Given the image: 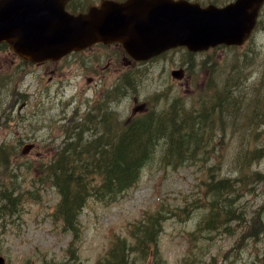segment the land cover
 Segmentation results:
<instances>
[{"label": "rangeland", "instance_id": "obj_1", "mask_svg": "<svg viewBox=\"0 0 264 264\" xmlns=\"http://www.w3.org/2000/svg\"><path fill=\"white\" fill-rule=\"evenodd\" d=\"M191 1L223 5L231 0ZM77 68L67 64L54 74L56 66L26 65L0 44V193L12 192L17 179L20 187L15 213H0V256L6 264H99L119 238L131 246L127 264H264V7L253 36L242 46L202 52L178 47L126 70L118 81L124 92L120 88L112 98L117 101L107 105L116 110L119 124L147 120L156 109L163 113V125L183 129L174 139L187 133L198 149L204 129L207 140L202 154L182 165L172 163L179 159L162 142L139 180L117 199L91 196L82 202L71 222L74 235L61 217L66 211L55 172L45 171L52 160L71 156L73 148L83 151L97 133L108 143L115 131L111 124L106 133L97 127L83 132L88 123L81 117L88 108L81 93L87 94L82 88L88 80L76 74ZM87 95L101 98L99 92ZM28 144L34 146L23 153ZM89 171L79 169L94 191L102 174ZM230 176L233 188L220 196L237 202L230 206L227 226L212 232L202 221L212 198L208 184ZM158 214L156 235L143 255L138 243L151 240L145 228ZM201 222L207 230L198 229Z\"/></svg>", "mask_w": 264, "mask_h": 264}, {"label": "water", "instance_id": "obj_2", "mask_svg": "<svg viewBox=\"0 0 264 264\" xmlns=\"http://www.w3.org/2000/svg\"><path fill=\"white\" fill-rule=\"evenodd\" d=\"M68 1L0 0V42H9L32 61L59 59L100 41L122 42L134 58L143 60L178 46L198 52L242 45L264 4L235 0L203 7L189 0H106L73 14L66 10Z\"/></svg>", "mask_w": 264, "mask_h": 264}, {"label": "trees", "instance_id": "obj_3", "mask_svg": "<svg viewBox=\"0 0 264 264\" xmlns=\"http://www.w3.org/2000/svg\"><path fill=\"white\" fill-rule=\"evenodd\" d=\"M227 114L228 112L223 111V116H225L226 120L229 119ZM144 122H147V120H144L143 123ZM153 123L154 121H152L150 125ZM150 125L148 131H141L143 129H138L139 133L137 134V141H139L140 143L148 141L146 137L150 132H153V129L150 130ZM92 148H94V146H82L83 151ZM121 148L122 147H115L116 158L113 161H111L110 159L108 160L104 156H102L103 159H100L94 155H86L84 161H73V164L69 165L67 174L63 177H61V175L57 173L58 171L55 170V164L57 162L65 163L63 156L61 159L56 158L55 160H52V162L48 165L45 173L53 176L55 172L54 183L56 187L59 188L60 192H62V201L60 204H62L61 209L65 210L66 212L64 214L62 211L61 217H64L66 227L71 230L74 235H76L74 230L75 227L71 222L73 219L76 220L78 208L81 206L82 202H84L91 196L98 197L102 200L117 199L120 195L123 194L124 191L127 190V187H130L139 180L141 168L151 160L149 158H147L146 160L140 159V161L134 160L131 152H127L125 151V148ZM67 150L68 149L66 148L65 152H67ZM183 159L184 158H180L176 162L172 161V163L182 165L184 163ZM124 162L126 164H129L126 165ZM81 167L86 170H90V174H102L98 189L96 187V190L94 191L89 190V184L87 182L88 180L84 182L85 176H83V173H79V169ZM243 170L240 171L241 175L245 173V170L244 172ZM64 182H67L66 186L63 184ZM214 184H208V187H210L212 193L211 204L209 205V209L206 214L202 217V221L206 220L207 222L206 228H211L212 232L223 229V227H221L223 223H226L227 226L228 222L225 221L226 216L227 218L230 217L229 215L232 212L231 210H227V206L225 205L227 196H220V192L222 191H225V193H229L231 191V189L233 188L232 182L228 178H223L218 182L214 181ZM11 190L12 192L4 191L0 193V213H9L12 215L17 209V205L19 203L17 192L20 190L18 179L17 184H12ZM58 211H60L59 208ZM215 214L218 215L219 219L215 218ZM159 216L161 215L158 214V216L155 217V220H151V222H149L150 226L148 227V231L145 228L147 238H151V240L143 243H138L141 246L143 255H147L145 253V249L143 250L144 246L146 247L150 242H152V238H154L156 235V220L158 223ZM202 226L203 222H201V227L200 224L198 226V229L201 231H203L204 229V226ZM119 240V242L116 245L112 246L111 250L109 251V254L107 255L108 259L104 260L103 258L99 261V264H127L128 262H130L129 256L131 246H128L126 239L119 238ZM119 243L120 246H118ZM124 251H128V254H125ZM133 253L134 251H132L131 254ZM137 255L141 254L138 253Z\"/></svg>", "mask_w": 264, "mask_h": 264}, {"label": "flooded vegetation", "instance_id": "obj_4", "mask_svg": "<svg viewBox=\"0 0 264 264\" xmlns=\"http://www.w3.org/2000/svg\"><path fill=\"white\" fill-rule=\"evenodd\" d=\"M77 1L78 0H69L66 5V8L71 12L78 13L82 11H87L93 5H101L105 0H88L89 3L87 2V0H84L87 3L83 5L78 4ZM115 1L121 2L124 0ZM2 44L8 45L10 47L7 42H4ZM164 54L165 53L147 60H139L129 54V52H127V50L125 49L124 45L120 42H98L81 50L72 51L64 55L62 58L56 60L48 59L42 62H33L22 58L17 54L16 55L18 60L20 62L25 63L26 65H54L56 66L54 74H58L59 72H61L59 68L64 69L66 68L67 64H69L78 67V71L76 73L78 76H87L86 78L88 80V84L86 86H83L82 91L87 94H89L90 92H93L94 94L99 92L101 98L99 100H95L89 95L81 93L85 96V98H87L86 104L88 110L85 114H82L81 117L82 120L88 123V125H85L83 128V132H86L87 130H89V128H95V125L103 120L101 116L105 113H107L108 115H112L113 118H116V121L113 124L114 129L116 130L118 122L117 112L116 110L112 111L107 108V105L112 104L116 100H112L113 96L118 93L120 88H123H119L120 85L118 81L124 76H127L129 72H125L130 66H142L157 61ZM119 73L125 74L120 75V77L118 78L117 76ZM100 85L101 92L99 88ZM103 88H106V90L102 91ZM114 98H116V96ZM25 103L27 104V102ZM25 103H22L21 107H24ZM144 109L146 110V107ZM85 142V145H97L98 143H103L104 141H102L101 135L97 133L94 138L91 137L89 141Z\"/></svg>", "mask_w": 264, "mask_h": 264}, {"label": "bare ground", "instance_id": "obj_5", "mask_svg": "<svg viewBox=\"0 0 264 264\" xmlns=\"http://www.w3.org/2000/svg\"><path fill=\"white\" fill-rule=\"evenodd\" d=\"M230 109H225L226 112H229ZM99 117V116H98ZM147 122H136L134 124H119V121L117 124V128H119V131L117 129L113 131L111 135V140L105 144L98 143V145H92L94 148L84 151H79L76 148H73L71 156H64L65 163L61 166L60 162H57L55 164V170L58 171L57 173L61 175V177L65 176L68 172L69 165L73 164V161H84V158L86 155H94L98 158H102V156L106 157L108 160L110 159L113 161L116 157L115 154V147L117 146L122 147L121 149L125 148V151L131 152V155L134 160H146L147 158L152 159L154 154H157L159 152V147L162 146V142H165L164 145H166V148L169 149V152L171 153V156H173L176 159L184 158L187 160L188 158H194V156L201 155L202 154V147L205 140H207V136L204 133V129L202 130L200 137H199V148L196 149L195 142H191L190 139L186 137L187 133L182 135L180 140L174 139L173 135H179V133L182 132L180 129V125H168L164 123L163 125V113L160 111H157L156 109H153L152 114L146 116ZM103 118L102 121H100L98 124L95 125V128L101 129L103 133L105 132V129L108 125L114 124L116 121V118H113L112 115H108L105 113L101 116ZM113 121H112V119ZM154 121V128L153 132L149 133V135L146 137L148 139L147 142L140 143L137 141V134L138 129H143L141 131H148L149 125ZM106 122L108 124H106ZM111 122V123H110ZM156 123V125H155ZM106 124V125H105ZM152 125V124H151ZM150 125V129H151ZM81 125H78L76 129L80 128ZM110 130V129H108ZM115 132V133H114ZM106 133V132H105ZM188 134L191 136H194L196 134L194 131H189ZM164 140V141H163ZM196 140V139H195ZM195 154V155H194ZM65 157H68L65 159ZM103 159V158H102ZM174 160V159H173ZM178 161V160H177ZM133 162V161H132ZM125 163V162H124ZM126 164V163H125ZM127 163L126 165H128ZM260 172L259 170H257ZM261 173V172H260ZM262 181L264 182V176L260 175ZM233 179L231 176L228 177V179L231 181ZM234 180V179H233ZM235 181V180H234ZM65 186L67 185V182L63 183ZM237 202L236 198H230L228 201L225 202V205L227 206V210H231L230 206L234 205ZM239 205H237L238 207ZM216 219H219L218 215H214Z\"/></svg>", "mask_w": 264, "mask_h": 264}]
</instances>
